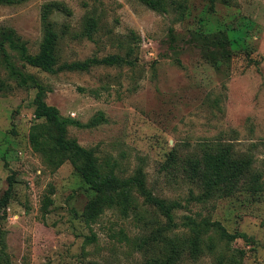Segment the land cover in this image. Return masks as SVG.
<instances>
[{"label":"rangeland","instance_id":"obj_1","mask_svg":"<svg viewBox=\"0 0 264 264\" xmlns=\"http://www.w3.org/2000/svg\"><path fill=\"white\" fill-rule=\"evenodd\" d=\"M48 3L58 64L108 55L132 63L48 73L0 48V264H144L161 236H190L185 216L248 239L227 241L209 227L212 248L203 243L180 264H264V0H170L164 12L140 0H25L0 6V30L36 53ZM18 73L48 87L46 103L72 122L67 136L104 171L141 170L154 195L179 202L176 225L159 235L164 216L134 192L136 209L107 208L88 226L89 190L71 163L51 165L31 148L35 89ZM225 147L251 159L262 190L242 183L212 193L188 171L190 159Z\"/></svg>","mask_w":264,"mask_h":264},{"label":"trees","instance_id":"obj_2","mask_svg":"<svg viewBox=\"0 0 264 264\" xmlns=\"http://www.w3.org/2000/svg\"><path fill=\"white\" fill-rule=\"evenodd\" d=\"M25 0H0L1 5L18 4ZM147 7L155 11H167L170 0H140ZM56 4H45L41 11V21L43 25V36L36 53H30L13 30H0V48L3 49L5 43L19 55V58L26 64L38 68L48 73H55L60 70L67 71H88L96 65H116L123 66L131 64V60L119 55H108L102 58L89 57L84 60L63 62L58 64L57 45L59 32L55 29L54 23L49 16ZM92 21L89 26H95ZM92 38L90 32L86 33ZM218 63V62H217ZM21 85L29 84L35 89L33 98V115L36 122L29 132V143L31 148L39 153L43 160L54 166H59L63 162L71 163L74 171L80 177L82 183L89 190V199L82 213L83 220L90 226L94 223L102 212L109 209H118L121 213L127 214L130 209H136L134 204V192H138L144 200L153 206L166 222L164 227L158 226L157 233L161 235L162 230L171 229L175 226L174 211L180 206L179 202L166 200L158 197L147 188L144 174L141 170L132 176L121 178L112 170L104 171L91 149L82 147L73 138L67 136V127L72 122L63 117L58 108L49 105L45 101L48 87L34 76L18 73ZM188 171L191 175L200 178L207 191L230 193L240 185L246 184L254 191L262 190L259 176L252 173L251 159H235L232 157L228 147L217 151L205 152L201 159H190L188 161ZM11 179L9 177V189L5 193L3 202L9 198L11 190ZM50 198L44 196L43 208L50 204ZM183 225L190 231V236L185 239L178 237L161 236L162 244L158 246V256L146 259L144 264H180L185 255L192 258L198 257L202 251V244H206L208 249L212 248L214 237L206 234L210 228L215 233L227 241L236 238L248 239L245 233H229L217 221L211 222L203 220L195 221L189 216H185ZM210 227V228H209ZM123 234V230H120ZM126 237V236H125ZM138 250H142L145 244H135Z\"/></svg>","mask_w":264,"mask_h":264}]
</instances>
